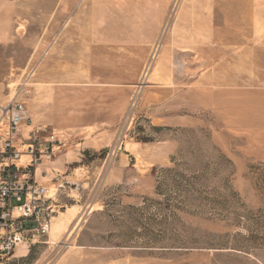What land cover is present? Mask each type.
Returning a JSON list of instances; mask_svg holds the SVG:
<instances>
[{"label":"rangeland","instance_id":"1","mask_svg":"<svg viewBox=\"0 0 264 264\" xmlns=\"http://www.w3.org/2000/svg\"><path fill=\"white\" fill-rule=\"evenodd\" d=\"M249 8L0 0V116L23 102L56 156L78 147L94 166L96 213L75 264H264V92L250 86L264 48L252 47Z\"/></svg>","mask_w":264,"mask_h":264},{"label":"built area","instance_id":"2","mask_svg":"<svg viewBox=\"0 0 264 264\" xmlns=\"http://www.w3.org/2000/svg\"><path fill=\"white\" fill-rule=\"evenodd\" d=\"M1 112L6 132L0 133V264H7L17 245L49 233L55 210L36 170L55 159L58 142L35 127L23 102L10 101Z\"/></svg>","mask_w":264,"mask_h":264},{"label":"crops","instance_id":"3","mask_svg":"<svg viewBox=\"0 0 264 264\" xmlns=\"http://www.w3.org/2000/svg\"><path fill=\"white\" fill-rule=\"evenodd\" d=\"M164 13L163 10L161 14L157 15L158 20L156 22L153 21L156 28L151 32L156 34V36L162 34L167 18L170 16V13ZM249 15L252 47L264 48V0H250ZM167 34L168 42L172 44L180 41L181 37L179 36L182 35L176 24L171 25V23L168 26ZM250 86L254 90L253 93H256L257 90L264 92V78H261L258 83H250ZM6 96L4 95V98ZM1 124L5 126L6 122L4 119L1 120ZM78 149L76 147L65 150L62 146L58 156L52 162L37 168L36 180L38 183L47 189L52 186L56 189L54 196L50 197L55 210L52 219L58 217L59 222L52 224L51 219L50 232L52 231L53 236L48 233L43 238H34L30 241L28 239L24 243L17 245L7 264H26L27 262H30V264H75L74 259L76 260L79 255L87 253L78 249L86 248L83 243L85 241L84 236L89 231L92 214L96 213V211L91 209L93 199L90 197L91 192L87 194L89 187H85L91 183L92 177L90 175L94 166L82 162L83 156ZM25 160L26 157L22 162ZM79 162L82 163L80 164ZM74 163H76L74 172L66 175L67 171L70 170L69 166ZM51 240L56 243L52 244ZM73 241L75 245L63 255L58 256V248L70 247L69 242ZM37 251L40 252L39 255ZM84 260L89 259L85 257Z\"/></svg>","mask_w":264,"mask_h":264},{"label":"bare ground","instance_id":"4","mask_svg":"<svg viewBox=\"0 0 264 264\" xmlns=\"http://www.w3.org/2000/svg\"><path fill=\"white\" fill-rule=\"evenodd\" d=\"M11 101H13V100H11ZM0 126H1V122H0ZM29 129H30L29 126L24 127V132L26 133ZM5 132H6V124H5V126H4V131H3V132L0 131V133H1V134H4ZM24 159H25V157H22L21 160H24ZM47 190H48V196H50L49 189H47ZM50 229H51V227H50ZM49 232H50V230H49Z\"/></svg>","mask_w":264,"mask_h":264}]
</instances>
